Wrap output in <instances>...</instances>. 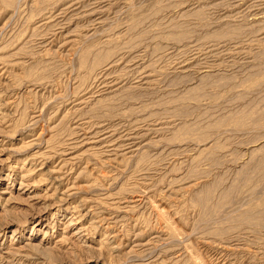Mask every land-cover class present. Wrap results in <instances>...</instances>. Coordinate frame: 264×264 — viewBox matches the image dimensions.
<instances>
[{
    "label": "rangeland",
    "instance_id": "rangeland-1",
    "mask_svg": "<svg viewBox=\"0 0 264 264\" xmlns=\"http://www.w3.org/2000/svg\"><path fill=\"white\" fill-rule=\"evenodd\" d=\"M0 264H264V0H0Z\"/></svg>",
    "mask_w": 264,
    "mask_h": 264
},
{
    "label": "bare ground",
    "instance_id": "bare-ground-1",
    "mask_svg": "<svg viewBox=\"0 0 264 264\" xmlns=\"http://www.w3.org/2000/svg\"><path fill=\"white\" fill-rule=\"evenodd\" d=\"M210 68V67H209ZM211 69V68H210Z\"/></svg>",
    "mask_w": 264,
    "mask_h": 264
}]
</instances>
